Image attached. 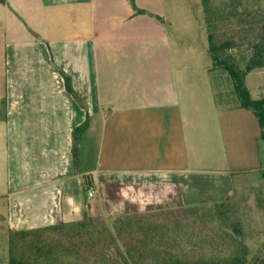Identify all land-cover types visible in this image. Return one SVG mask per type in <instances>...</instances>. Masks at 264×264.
<instances>
[{
  "label": "crops",
  "instance_id": "crops-1",
  "mask_svg": "<svg viewBox=\"0 0 264 264\" xmlns=\"http://www.w3.org/2000/svg\"><path fill=\"white\" fill-rule=\"evenodd\" d=\"M132 1L145 13L130 0H0V220L11 231L220 203L239 168L262 169L257 117L219 108L210 67L180 61L168 0Z\"/></svg>",
  "mask_w": 264,
  "mask_h": 264
},
{
  "label": "trees",
  "instance_id": "trees-1",
  "mask_svg": "<svg viewBox=\"0 0 264 264\" xmlns=\"http://www.w3.org/2000/svg\"><path fill=\"white\" fill-rule=\"evenodd\" d=\"M136 13H145L136 8ZM211 60L209 74L221 109L252 112L264 141V99L253 100L246 77L264 68V0H201ZM234 87L236 103L219 92L221 75ZM85 126L76 130L75 143ZM75 162L77 151L74 148ZM87 186L91 182L86 180ZM233 194L220 203L150 206L108 222L85 216L72 223L14 232L8 264H264V190ZM254 215L261 224L254 223ZM2 221V220H1ZM258 221V218H257ZM258 243L251 245L253 227ZM263 238V237H262Z\"/></svg>",
  "mask_w": 264,
  "mask_h": 264
},
{
  "label": "rangeland",
  "instance_id": "rangeland-1",
  "mask_svg": "<svg viewBox=\"0 0 264 264\" xmlns=\"http://www.w3.org/2000/svg\"><path fill=\"white\" fill-rule=\"evenodd\" d=\"M168 6L173 9V35L179 38V54L180 61L183 59L185 64L194 74H208V68L211 67V60L207 54L209 42L208 35L205 29L204 15L201 0H168ZM183 69V68H182ZM261 74V77L260 75ZM221 75L219 81V92H222L223 99L228 102L236 103L234 87L226 75ZM246 87L250 92L253 100L264 99V68L255 70L246 77ZM260 156L262 169L260 170H243L238 169L236 180L241 184L238 188V193H244L248 196V188H252V192L256 193L259 190H264V141H259ZM222 146V145H221ZM228 169H234L231 166ZM233 171V170H232ZM241 172V173H240ZM247 173V175H245ZM4 204L0 203V213L4 210ZM258 218V221H257ZM254 215V223L261 224L259 215ZM0 225L5 226L4 222L0 220ZM260 228L253 227L251 245L258 243L259 239L264 240V236L260 235L258 231ZM263 237V238H262ZM9 237L6 229L0 227V264H8V250Z\"/></svg>",
  "mask_w": 264,
  "mask_h": 264
},
{
  "label": "built area",
  "instance_id": "built-area-1",
  "mask_svg": "<svg viewBox=\"0 0 264 264\" xmlns=\"http://www.w3.org/2000/svg\"><path fill=\"white\" fill-rule=\"evenodd\" d=\"M98 195V190L94 186H88L86 189V196L89 200H94Z\"/></svg>",
  "mask_w": 264,
  "mask_h": 264
}]
</instances>
